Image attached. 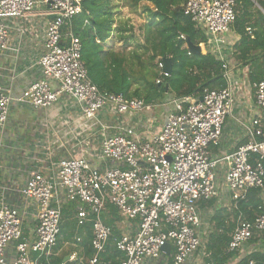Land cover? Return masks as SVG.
<instances>
[{
  "label": "built area",
  "instance_id": "built-area-1",
  "mask_svg": "<svg viewBox=\"0 0 264 264\" xmlns=\"http://www.w3.org/2000/svg\"><path fill=\"white\" fill-rule=\"evenodd\" d=\"M80 12V0H0V55L9 49L11 31L21 32L16 23L30 24L33 17L43 22V53L37 62L41 77L16 102L39 110L69 97L87 120L104 114L119 120L113 127L101 125L95 155L101 169L85 158H66L55 163L53 178L39 172L30 174L19 193L35 205L36 225L31 239L23 236L19 211L0 207V264H51L62 219L60 207L52 202L61 195L76 205L77 225H91L94 256L89 264L98 262L112 234L101 219L108 205L132 224L131 231L115 242L116 251L123 256L119 264L159 262L165 257L167 244L173 264H236L215 263L199 234V204L218 197L220 170L232 209L251 190H260L262 200L252 221L238 216L224 254L249 249L251 240L264 235V80L246 82L257 113L242 126L245 141L219 157L213 158L210 153L211 148L220 147L227 116L241 88V79L230 61L235 51L228 48L225 39L235 21V1L188 0L184 5V15L206 37L207 53L222 64L225 87L203 90L201 101L169 99L170 110L159 130L148 133L149 138L125 119L144 116L142 126L148 132V121L158 105L101 91L90 81L81 60L79 37L68 27L63 31ZM158 68L163 69L162 61ZM13 102L12 94L0 85V127L7 122ZM9 246H14L15 254L10 263L5 258ZM252 248L244 258L254 252ZM247 264L260 263L249 259Z\"/></svg>",
  "mask_w": 264,
  "mask_h": 264
},
{
  "label": "trees",
  "instance_id": "trees-1",
  "mask_svg": "<svg viewBox=\"0 0 264 264\" xmlns=\"http://www.w3.org/2000/svg\"><path fill=\"white\" fill-rule=\"evenodd\" d=\"M187 1L80 0V14L74 17L71 24L66 25L63 31L68 27L75 36L79 37L82 63L90 81L99 90L122 95L127 99H139L146 105L161 104L169 97L199 99L203 90L222 89L225 87V81L221 75L222 64L205 50V35L196 30L183 13ZM234 1L233 25L240 36L235 46V58L242 68H248L249 83H258L264 80V15L256 5L264 11V0ZM120 3L123 4L122 7L128 8L133 13L138 11L142 3L152 6V9L147 7L150 19L140 28L142 41L138 44L133 27L128 28L126 23L118 19L120 12L117 9L120 8ZM85 22L88 24L86 25ZM180 36L187 37L192 44L199 46L201 54H190L185 49V41L180 39ZM114 40L117 43L121 42L120 49L116 52L109 46ZM130 41H133L135 46L129 50ZM164 58L169 59L172 66L171 74L167 76H164L162 70L158 68V62ZM261 203L260 190H251L230 214L226 211L215 212L211 222L215 224V232L219 230V234L213 235L207 246L215 263H226L237 255L224 254L230 239L229 235L234 229V224L229 218L233 217L232 220L235 222L241 215L245 220L252 221L259 213L258 207ZM73 211L74 206L69 205L63 212L60 234L64 242L72 237V230L76 224L71 220ZM118 218L115 208L108 205L101 219L110 227L112 234L105 252L100 255L96 264H119L123 259L115 249V242L120 238V233L114 225V221ZM78 232L83 238L79 243L83 256L78 255V257L84 260L91 259L93 250L90 245V225L85 224ZM259 240L263 244V249L252 252L237 264H247L249 259L264 264L262 237L251 240L250 244L256 246ZM166 259L167 264H173L172 253ZM55 264H59V261Z\"/></svg>",
  "mask_w": 264,
  "mask_h": 264
},
{
  "label": "crops",
  "instance_id": "crops-1",
  "mask_svg": "<svg viewBox=\"0 0 264 264\" xmlns=\"http://www.w3.org/2000/svg\"><path fill=\"white\" fill-rule=\"evenodd\" d=\"M141 5L152 9V6L148 3H142ZM256 6L264 15V11L258 5ZM42 23L40 17H33V21L30 24H26L25 22L16 23V27H19L21 32L17 30L11 31L8 43L9 49L0 55V85L7 89L14 98V102L9 109L8 120L0 127V207L6 205L19 211L22 220V233L24 238L27 239H31L34 232L36 209L34 203L25 200L19 192L26 185L30 174L32 172H39L47 178H53L55 175V163L60 159L66 158H85L94 168L101 169V161L95 157L101 140V125L113 127L119 121L110 114L99 115L96 120H87L82 115L75 101L69 97H62L52 107L39 110L16 102L22 92L33 81L41 77L37 62L43 53V42L40 34ZM225 39L228 48L235 51V46L239 42L240 36L237 34L234 25L231 26ZM118 45L119 50L120 44ZM113 49L115 52L118 51L116 47H113ZM230 61L231 66L235 68L236 76H239L241 79V88H239L240 92L238 90L239 93L235 95L230 114L227 116L220 147L210 149L213 158L234 151L237 146L245 141L242 126L257 113L253 98L246 91V87L248 86L245 85L244 88L242 86L244 80L245 82L248 80V68H242L233 53H231ZM169 99L171 98L169 97ZM169 99L158 104L159 107L154 110L151 120L148 121L151 125L150 131H144L145 129L142 125L145 117L142 115L131 119L126 117V123L136 127L144 137L149 138L148 133L154 134L159 130L167 110H170V106L167 105ZM16 117L27 120L17 121ZM221 175L220 170H218V197L213 199L212 202H202L199 204L201 221L199 234L202 245L211 258H213V255L208 251L207 246L213 235L219 234V230L215 232L214 228L209 232V230L207 231V226L209 222L213 223L211 219L216 211H226L229 214L232 212V202L223 186ZM52 204L54 206L58 205L61 209V225L64 210L69 205H73L74 211L71 220L76 222L75 204L67 202L62 195L55 199ZM235 222L233 223L234 226ZM114 225L119 231L120 236L132 229V224L125 222L120 217L114 221ZM82 227H79L76 222L72 230V237L66 242L63 241V236L59 235V245H57V248H54L53 254L50 257L51 264L58 263V261L59 264H89V261L94 256V252L91 259L84 260L80 256V258L78 257V255L83 256V251L79 244L83 238L78 232L79 228ZM83 236H85L84 233ZM89 236L91 245V225ZM250 247H254L252 248L254 249L253 251H257L263 249V244L258 242L256 246L250 244ZM250 249L244 248L228 261L237 264ZM14 256V246H9L5 253L6 261L10 263ZM168 256H171V252L169 254L166 253L165 257L159 262L145 261L144 264H167L166 258Z\"/></svg>",
  "mask_w": 264,
  "mask_h": 264
},
{
  "label": "rangeland",
  "instance_id": "rangeland-1",
  "mask_svg": "<svg viewBox=\"0 0 264 264\" xmlns=\"http://www.w3.org/2000/svg\"><path fill=\"white\" fill-rule=\"evenodd\" d=\"M123 6V4L122 3H120L119 4V9H117L118 10V12H120L119 14V20H121L123 23H126L127 24V27L129 28L130 26H132L133 27V33L135 34V36H136V40H137V42H136V44H138L139 42H141L142 41V36H141V33H140V28H142V26H143V24L144 23H147L148 21H149V19H150V13L148 12V8L146 7V6H144L143 7V5H140L139 6V8H138V11L136 12V13H133L132 11H130L128 8H126V7H122ZM122 8V9H121ZM141 13H140V12ZM116 21H117V19H116ZM115 21V22H116ZM111 38H113L112 37V35H111ZM112 40V39H111ZM110 43V42H109ZM118 44H120V46H121V42L120 43H117L116 42V40H114L112 43H110L109 45L113 48V47H116V50H118V48H119V45ZM129 44L130 45H128V48H129V50L132 48V47H134L135 46V43L133 42V41H130L129 42ZM247 83H248V81H246ZM246 82H245V80H244V82H243V88L245 87V85H247L246 84ZM246 89H248V87H246ZM16 120L17 121H24V120H27V119H25V118H17L16 117ZM48 130V129H47ZM232 218L233 217H230L229 218V221L231 222V220H232ZM231 223H234L233 221L231 222ZM215 227H214V223H210L209 222V225L207 226V231L209 230V232H211L212 231V229H214ZM262 237V239L264 240V235L263 236H260V237H258V238H261ZM258 238H256V239H258ZM249 248H251V247H249Z\"/></svg>",
  "mask_w": 264,
  "mask_h": 264
},
{
  "label": "water",
  "instance_id": "water-1",
  "mask_svg": "<svg viewBox=\"0 0 264 264\" xmlns=\"http://www.w3.org/2000/svg\"><path fill=\"white\" fill-rule=\"evenodd\" d=\"M184 41H185V45H186V50L190 54H201V48L199 46H195L194 44H192L191 41L187 37L184 39ZM162 63H163V69H162L163 74L170 75L171 71H172V66H171L170 60L164 58V59H162ZM199 100L201 101L202 99L199 98ZM164 251L167 254H169V252H170V245L169 244H167L164 247Z\"/></svg>",
  "mask_w": 264,
  "mask_h": 264
}]
</instances>
